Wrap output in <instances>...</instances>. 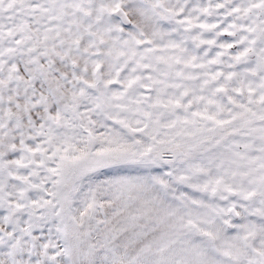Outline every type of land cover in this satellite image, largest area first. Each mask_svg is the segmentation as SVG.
<instances>
[{"label": "snow or ice", "instance_id": "6c2138e0", "mask_svg": "<svg viewBox=\"0 0 264 264\" xmlns=\"http://www.w3.org/2000/svg\"><path fill=\"white\" fill-rule=\"evenodd\" d=\"M0 264H264V0H0Z\"/></svg>", "mask_w": 264, "mask_h": 264}]
</instances>
